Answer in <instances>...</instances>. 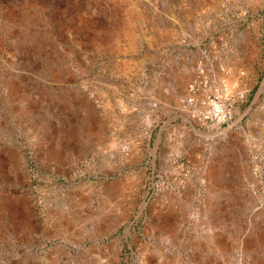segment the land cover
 <instances>
[{
	"label": "rangeland",
	"instance_id": "rangeland-1",
	"mask_svg": "<svg viewBox=\"0 0 264 264\" xmlns=\"http://www.w3.org/2000/svg\"><path fill=\"white\" fill-rule=\"evenodd\" d=\"M0 264H264V0H0Z\"/></svg>",
	"mask_w": 264,
	"mask_h": 264
},
{
	"label": "built area",
	"instance_id": "built-area-1",
	"mask_svg": "<svg viewBox=\"0 0 264 264\" xmlns=\"http://www.w3.org/2000/svg\"><path fill=\"white\" fill-rule=\"evenodd\" d=\"M182 41L185 39L183 38ZM196 72V76L188 86L190 93L186 98L187 104L199 107L195 116L202 122L221 124L227 121L236 100L230 84L223 77L218 81H212L203 69L202 61L197 63Z\"/></svg>",
	"mask_w": 264,
	"mask_h": 264
},
{
	"label": "bare ground",
	"instance_id": "bare-ground-1",
	"mask_svg": "<svg viewBox=\"0 0 264 264\" xmlns=\"http://www.w3.org/2000/svg\"><path fill=\"white\" fill-rule=\"evenodd\" d=\"M196 117V116H195Z\"/></svg>",
	"mask_w": 264,
	"mask_h": 264
}]
</instances>
